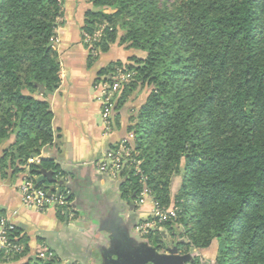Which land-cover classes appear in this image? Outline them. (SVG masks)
Returning <instances> with one entry per match:
<instances>
[{"label": "trees", "instance_id": "1", "mask_svg": "<svg viewBox=\"0 0 264 264\" xmlns=\"http://www.w3.org/2000/svg\"><path fill=\"white\" fill-rule=\"evenodd\" d=\"M86 2L91 8L80 33L88 67L116 45L140 54L97 75L95 84L121 85L113 113L149 90L129 137L112 150L125 143L139 163L121 173L123 198L136 204L147 186L161 208L176 207L177 218L158 227L180 232L189 249L217 242L214 264H264V0ZM65 3L0 0V150L12 141L0 153V181L27 174L49 191L51 183L37 178L51 173L53 193L69 203L56 209L61 221L72 196L60 165L41 157L43 149L59 146V137L50 103L38 96L47 98L63 81L55 45ZM36 157L40 163L30 164ZM9 234L23 250L0 251V264H58L46 249L31 255L16 225ZM144 236L153 243L162 238L159 229Z\"/></svg>", "mask_w": 264, "mask_h": 264}, {"label": "crops", "instance_id": "2", "mask_svg": "<svg viewBox=\"0 0 264 264\" xmlns=\"http://www.w3.org/2000/svg\"><path fill=\"white\" fill-rule=\"evenodd\" d=\"M84 4L80 29L84 13L91 8ZM72 27L66 19L57 31L55 47L63 66L61 87L47 98L44 92L38 96L50 103L54 130L59 137V146L43 149L41 157L56 160L66 173L62 180L72 196L70 212L61 221L54 208L43 213L25 209L19 193L22 175L0 181V212L29 239L31 255L46 249L54 254L58 264H103L104 253L113 249L121 236L126 235L131 245L143 242L137 228L141 220L151 217V203L138 209L133 207L121 193L122 179H111L96 165L129 137L131 118L147 97L135 104L141 91L136 94L112 114L114 124L107 128L102 115L101 85L95 84V80L109 63L125 62L135 52L113 47L88 67L81 33L78 37ZM11 143L7 142L2 149ZM51 187L55 184L51 183Z\"/></svg>", "mask_w": 264, "mask_h": 264}, {"label": "built area", "instance_id": "3", "mask_svg": "<svg viewBox=\"0 0 264 264\" xmlns=\"http://www.w3.org/2000/svg\"><path fill=\"white\" fill-rule=\"evenodd\" d=\"M123 81L127 82L125 77L122 78ZM121 85L117 83L110 88L106 85H101V103H102V115L107 124V128H110V119L115 108L114 95L120 91ZM112 89V90H111ZM122 143L118 149L111 151L105 157L99 161L96 165L101 173L108 174L112 179H121V173L125 168L126 164H136L132 160L133 151L132 149L126 147ZM30 164L40 163V158L36 157L29 160ZM144 184L146 183V178L142 177ZM19 193L21 195L22 206L31 211L43 213L48 209L58 207L69 206V203L66 200V196L60 193L49 194V191L38 189L35 180L28 176L27 174L22 177V181L19 185ZM147 203L152 204L151 217L153 221L143 223L137 230L143 234L149 233V231L157 230L159 224L164 223L170 219L177 218L176 207L170 208H161L159 204L154 200L151 191L147 186L144 187V190L140 194L139 200L136 204L139 207L146 205ZM14 229V224L7 218L0 220V251L5 252L6 255H10L16 252H22L23 247L21 245H15L10 239V234Z\"/></svg>", "mask_w": 264, "mask_h": 264}, {"label": "flooded vegetation", "instance_id": "4", "mask_svg": "<svg viewBox=\"0 0 264 264\" xmlns=\"http://www.w3.org/2000/svg\"><path fill=\"white\" fill-rule=\"evenodd\" d=\"M103 264H199L189 256L187 247L179 241L168 244L165 240L131 245L121 236L113 249L104 253Z\"/></svg>", "mask_w": 264, "mask_h": 264}, {"label": "rangeland", "instance_id": "5", "mask_svg": "<svg viewBox=\"0 0 264 264\" xmlns=\"http://www.w3.org/2000/svg\"><path fill=\"white\" fill-rule=\"evenodd\" d=\"M84 3H87L86 0H66V3H65V10H66V17H65V20L68 19L69 22L71 21L72 23V26L75 27V33L76 35L79 37L80 36V21L82 20V9H83V6L85 5ZM81 18V19H80ZM80 19V20H79ZM76 21V22H73V21ZM72 27V28H73ZM114 48H117L119 50H123L124 48L123 47H119V46H114ZM125 50V49H124ZM133 55H139L138 53H133ZM114 57H117V56H114ZM119 57V55H118ZM126 61V60H125ZM125 77L127 79V82L129 80V77L127 75H121V79ZM143 92V93H142ZM139 92L135 93L131 98L133 99V97L136 96V94H138ZM149 94V90L148 89H143L141 91V93L139 94V97L136 98V103H138L139 101H141V99H145V97H147ZM129 103V102H127ZM112 179V178H111ZM113 180H118V179H113ZM180 185H181V177H177L175 178L174 182H173V185H172V193L173 194H176L177 191L179 190L180 188ZM130 204V203H129ZM133 207H135L137 204H131ZM146 221L145 220H141V222H139V225H138V228L143 224V222ZM161 231V235H162V238H160V240H165L166 242H168V244H170L171 242H176V241H179V242H182L186 247H187V240L185 239H182L181 238V235H180V232H174V233H171L170 231H167V230H163V229H160ZM182 232V231H181ZM139 234L141 235V238L143 240H145V234L139 232ZM188 251H189V256L191 258H195L197 259V262L199 264H214L215 263V260H216V256H217V250H218V244L217 242H214V244L212 245V247L208 250H197V249H189L187 247Z\"/></svg>", "mask_w": 264, "mask_h": 264}, {"label": "water", "instance_id": "6", "mask_svg": "<svg viewBox=\"0 0 264 264\" xmlns=\"http://www.w3.org/2000/svg\"><path fill=\"white\" fill-rule=\"evenodd\" d=\"M46 180H49L50 183H56V181L52 178L51 173L42 171L41 175L37 178V183L38 184L44 183ZM53 191H54V187H51V189L49 190V194H52ZM124 237L127 238L128 240V237L126 235Z\"/></svg>", "mask_w": 264, "mask_h": 264}]
</instances>
